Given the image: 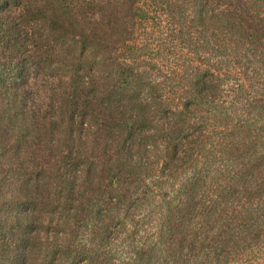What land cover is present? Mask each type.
I'll return each instance as SVG.
<instances>
[{
  "label": "trees",
  "instance_id": "16d2710c",
  "mask_svg": "<svg viewBox=\"0 0 264 264\" xmlns=\"http://www.w3.org/2000/svg\"><path fill=\"white\" fill-rule=\"evenodd\" d=\"M264 242V0H0V264H238Z\"/></svg>",
  "mask_w": 264,
  "mask_h": 264
},
{
  "label": "rangeland",
  "instance_id": "374dc122",
  "mask_svg": "<svg viewBox=\"0 0 264 264\" xmlns=\"http://www.w3.org/2000/svg\"><path fill=\"white\" fill-rule=\"evenodd\" d=\"M241 260L238 264H264V242L253 241L242 249Z\"/></svg>",
  "mask_w": 264,
  "mask_h": 264
}]
</instances>
